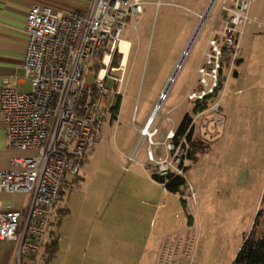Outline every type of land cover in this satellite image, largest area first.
Wrapping results in <instances>:
<instances>
[{
  "label": "rangeland",
  "instance_id": "1",
  "mask_svg": "<svg viewBox=\"0 0 264 264\" xmlns=\"http://www.w3.org/2000/svg\"><path fill=\"white\" fill-rule=\"evenodd\" d=\"M145 1L136 31L127 27L121 36L133 47L118 122L103 125L78 180L67 176L46 238L58 241L49 264H231L259 209L258 230L264 232V26L244 27L236 75L226 79L219 100L220 123L209 110L193 117L194 138L205 147L186 159L187 187L172 193L153 181L146 144L134 159L130 153L199 19L175 6L201 9L190 5L195 0ZM222 1L212 7L162 102L160 113L175 127L186 113L193 115L195 102L184 97L198 90L195 72L213 26L219 27ZM248 15L264 23V0H253ZM93 80L90 75L87 81ZM107 88L113 89L112 81ZM171 128L163 120L154 140ZM160 149L152 147L155 156Z\"/></svg>",
  "mask_w": 264,
  "mask_h": 264
},
{
  "label": "built area",
  "instance_id": "2",
  "mask_svg": "<svg viewBox=\"0 0 264 264\" xmlns=\"http://www.w3.org/2000/svg\"><path fill=\"white\" fill-rule=\"evenodd\" d=\"M252 2L222 1L216 20L220 21L219 27L213 26L195 72L193 86H198V90L190 88L184 97V101L202 102L208 95L219 94L218 100L208 108L217 124L220 123L219 100L224 90L219 86L220 71L224 69L225 56L230 60V75L241 53L244 27L264 26L257 18L249 17ZM143 5V0H92L89 9L83 12L55 11L49 6L34 4L27 13L23 70L30 90L21 92L4 81L0 91L7 144L12 149L30 151L27 155L12 157L10 167L0 170V194L13 197L22 192L29 196L25 209L6 207L0 201V241L17 243L16 264L44 263L52 214L67 176L72 175L75 181L84 159L100 142L103 125L118 122V102L124 95L132 51L128 42L127 59L122 63L121 36L127 27L136 31ZM175 7L182 8L185 14H194L187 8ZM115 54L120 57L117 67L112 66ZM90 75L94 76L92 84L87 81ZM108 80L112 81V90L107 88ZM217 88L220 89L216 93ZM163 95L158 96L138 130L130 158L134 159L146 144L147 160L154 173L182 176L185 165L181 166V162L188 150L187 134L175 143L176 127L168 114L160 113L166 99ZM117 107V113L113 114ZM163 120L172 124V128L160 133L159 140L155 141ZM195 121L191 126L196 125ZM154 146L163 148L158 156L153 153Z\"/></svg>",
  "mask_w": 264,
  "mask_h": 264
},
{
  "label": "crops",
  "instance_id": "3",
  "mask_svg": "<svg viewBox=\"0 0 264 264\" xmlns=\"http://www.w3.org/2000/svg\"><path fill=\"white\" fill-rule=\"evenodd\" d=\"M143 2V7L149 3L145 0ZM208 2L209 0H195L193 3H190L191 6L194 3L200 4V12L193 11L195 16L202 14ZM91 3L92 0H0V91L4 81H8L11 86H16L21 92H28L30 90V84L24 78L23 59L27 46V35L25 32L26 17L32 5L49 6L55 11L83 12L89 9ZM153 3L157 7L163 4L160 1ZM190 33L192 34V32ZM191 34H188V40ZM132 47L133 44L131 43ZM27 86H29L28 90H21V88ZM29 152L12 149L8 146L5 137L4 118L0 111V170H7L10 167V159L12 157L24 156ZM0 201L6 207L13 206L25 209L28 205L29 196L22 192L16 193L13 197L2 193L0 194ZM16 257L17 243L1 240L0 264H16ZM114 262H117V260Z\"/></svg>",
  "mask_w": 264,
  "mask_h": 264
},
{
  "label": "trees",
  "instance_id": "4",
  "mask_svg": "<svg viewBox=\"0 0 264 264\" xmlns=\"http://www.w3.org/2000/svg\"><path fill=\"white\" fill-rule=\"evenodd\" d=\"M119 62V55L115 54L112 59V65L114 67V64H118ZM230 60L228 56H225L224 60V69L220 71L221 74V80H220V88L225 86L226 79L231 77L232 75H236V71L231 72L230 75L225 77L224 76V70L229 67ZM240 60H236L234 63V66L239 64ZM233 66V69H234ZM220 88L216 89V93L219 91ZM215 96L214 95H208L204 98L202 102H195V106L193 108V115H190L186 113L181 121V123L176 127L175 129V143L177 144L179 140L186 135V141L188 143V150L186 152V155L182 158L181 166L185 162L186 159H192L194 155L197 153V151L203 152V147H205L201 141L198 138H194V127L192 125L193 117L196 115H199L203 113L204 111L208 110L211 103H213ZM121 102H118V106H120ZM118 107L114 110L113 114H116L118 111ZM187 132V133H186ZM185 159V161H184ZM186 170V166L183 168V175L182 176H174L173 174H168L166 176H160L156 173H153L152 179L153 181L157 182L158 184H162L167 191L176 193L178 192L182 187L186 186V181L184 178V172ZM78 180V177L75 179V181ZM62 192V191H61ZM182 204L185 207L186 202L184 199H182ZM261 205H264V191L262 194L261 199ZM263 215V209H259L254 224L250 230L249 233H247L243 241L241 243V246L239 247L237 253L235 254L233 261L231 264H264V232H259L258 226L260 222V218ZM58 252V241L54 240L53 242H48L45 248V258L43 264H49L51 259L56 255Z\"/></svg>",
  "mask_w": 264,
  "mask_h": 264
},
{
  "label": "water",
  "instance_id": "5",
  "mask_svg": "<svg viewBox=\"0 0 264 264\" xmlns=\"http://www.w3.org/2000/svg\"><path fill=\"white\" fill-rule=\"evenodd\" d=\"M216 0H209L207 6L205 7L204 11L202 12V14L199 15V19L196 23V26L194 27L193 31H192V34L183 50V53L185 52H188L190 50V47L192 46L194 40L196 39L197 37V34L199 32V30L202 28L206 18L208 17V15L210 14L209 12H211L212 10V7L214 6V3H215ZM184 62V57L182 58V56L179 58V60L177 61L176 63V66L178 65L179 63V68L182 67V64ZM176 66L174 68V70L172 71L171 75H170V78H169V82L165 88V90L163 91V94L166 93L167 89L171 86V83L174 81V79L176 78L177 74H178V70L176 71ZM180 70V69H179Z\"/></svg>",
  "mask_w": 264,
  "mask_h": 264
},
{
  "label": "bare ground",
  "instance_id": "6",
  "mask_svg": "<svg viewBox=\"0 0 264 264\" xmlns=\"http://www.w3.org/2000/svg\"><path fill=\"white\" fill-rule=\"evenodd\" d=\"M210 13V12H209ZM207 19V18H206ZM200 31V30H199ZM199 33V32H198ZM198 35V34H197ZM195 41V40H194ZM193 44H194V42H193ZM192 44V45H193ZM191 48H192V46L190 47V50H191ZM120 50H121V53H124V55H123V58H122V63H125L126 62V59H127V54H128V51H129V44H128V42L127 41H121L120 42ZM190 50L188 51V52H182V58L186 55V57H187V55H188V53L190 52ZM185 61V60H184ZM179 63H178V65L176 66V71L178 70L179 71ZM160 95H163V93H160ZM165 97V95H163V98Z\"/></svg>",
  "mask_w": 264,
  "mask_h": 264
}]
</instances>
